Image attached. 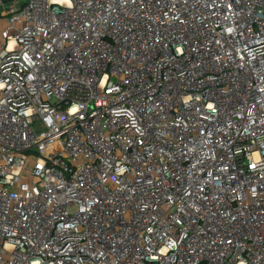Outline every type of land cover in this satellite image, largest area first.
<instances>
[{"label":"built area","instance_id":"2783aa9c","mask_svg":"<svg viewBox=\"0 0 264 264\" xmlns=\"http://www.w3.org/2000/svg\"><path fill=\"white\" fill-rule=\"evenodd\" d=\"M0 264H264V0H0Z\"/></svg>","mask_w":264,"mask_h":264}]
</instances>
